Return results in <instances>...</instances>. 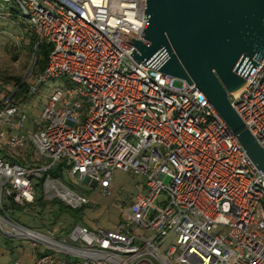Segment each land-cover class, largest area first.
<instances>
[{"label": "built area", "instance_id": "obj_1", "mask_svg": "<svg viewBox=\"0 0 264 264\" xmlns=\"http://www.w3.org/2000/svg\"><path fill=\"white\" fill-rule=\"evenodd\" d=\"M0 1L28 20L35 55L50 47L29 94L49 79L73 83L50 96L31 132L18 105L0 104L9 152L0 156V230L29 240L34 264H264V174L194 84L177 87L130 56L131 38L148 44L145 0ZM257 63L229 101L264 148V59ZM26 147L35 161H16ZM115 170L145 179L115 231L76 225L45 235L12 216L11 205L33 204L40 189L44 201L82 209L89 200L71 185L109 195Z\"/></svg>", "mask_w": 264, "mask_h": 264}, {"label": "water", "instance_id": "obj_2", "mask_svg": "<svg viewBox=\"0 0 264 264\" xmlns=\"http://www.w3.org/2000/svg\"><path fill=\"white\" fill-rule=\"evenodd\" d=\"M145 1L141 36L148 44L131 38L135 51L130 56L146 68L194 84L264 174V148L229 101L264 59V0Z\"/></svg>", "mask_w": 264, "mask_h": 264}, {"label": "rangeland", "instance_id": "obj_3", "mask_svg": "<svg viewBox=\"0 0 264 264\" xmlns=\"http://www.w3.org/2000/svg\"><path fill=\"white\" fill-rule=\"evenodd\" d=\"M5 1H0V101L13 91V83H5L2 78L5 76L20 77L26 82L28 87L34 85L37 76L32 72L35 60V53L28 49L30 33L25 31L19 24L20 19L8 17V8L12 7ZM29 23L28 20H25ZM182 81H175V86H182ZM73 83L65 79H49L41 84L35 95L28 96L21 102L13 99L20 109L26 114L24 131H34L41 125V115L50 96L57 90H65ZM2 126L0 125V131ZM4 139L0 138L1 157L8 156L9 152L3 148ZM28 154L35 161L36 154L26 147L19 155ZM168 182V181H166ZM145 179L142 176L133 175L123 170L113 172V182L109 195H103L99 188H92L86 183L77 182L71 187L81 192L89 200V204L75 212L57 213L54 208H45L37 215L39 208L14 209L11 211L17 223L32 231L47 235L49 224L54 222V226L59 228L62 225L63 236L70 231L73 226L79 225L90 230L115 231L121 221L123 210L129 205L133 196L138 194ZM72 211V210H71ZM61 224V225H60ZM170 243L168 242L164 248ZM44 253V247L37 250ZM37 254H33L31 242L26 239L11 238L0 230V264H34Z\"/></svg>", "mask_w": 264, "mask_h": 264}, {"label": "trees", "instance_id": "obj_4", "mask_svg": "<svg viewBox=\"0 0 264 264\" xmlns=\"http://www.w3.org/2000/svg\"><path fill=\"white\" fill-rule=\"evenodd\" d=\"M7 13H8L7 14L8 17H11V18L14 19V22H16V21H18V19H20V21L22 23H20L19 25L25 31H28L31 34L30 37H29V42H28V49H29L30 52H32V53L34 52L35 53V50H34V46H35V43H36L35 36H34L33 32L28 28L26 23L23 21V17L21 15L19 9L17 7H15V6L9 7ZM49 52H50V47L49 46H47V45H39L38 46V50H37V53L35 55L36 58H35L34 66H33V70H32V72L35 73L36 76H38L40 73H42L45 70V68L47 66V58H48ZM2 80L5 83L12 82L13 84L12 83H10V84L13 85V91L8 92L7 95L2 99V101H0V104H2L4 102V100H6L8 98H9L10 102L16 104L15 102H13V99H16V100L22 102L26 98V95L33 96L36 93L35 92L34 94H29L31 87H28L27 83L25 81L23 82L22 78H20V77L5 76V77L2 78ZM0 153H2L1 149H0ZM4 157H7V156H4ZM14 158H15L16 161L21 162V163H26V162L30 161V159L27 158L25 155L21 156L19 154H16V155H14ZM51 174L53 176H60V174H61V166L58 165L56 167V169L51 171ZM42 194L43 193H42L41 189L38 190L37 198H36V200H35V202L33 204L26 205V206H23V207H15V206L11 205L10 207H11L12 211L14 209L27 210L29 208H39V211H37V215H38L39 218H40V216H39L40 213L45 208H49V207L54 208L57 213H61V212H75V211L79 210V209L72 210V209L68 208L66 205H64L59 200L44 201ZM12 216H13V214H12ZM14 220L17 221L15 218H14ZM49 226L50 227H56V226H54V222L49 224ZM63 229L64 228H62V225L59 226V228H58V230L60 231L61 236H63ZM65 231H66V233L68 232V230H65Z\"/></svg>", "mask_w": 264, "mask_h": 264}]
</instances>
